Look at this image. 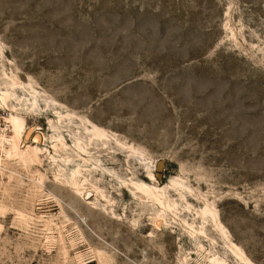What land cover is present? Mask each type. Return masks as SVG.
I'll return each mask as SVG.
<instances>
[{"label":"rangeland","instance_id":"obj_1","mask_svg":"<svg viewBox=\"0 0 264 264\" xmlns=\"http://www.w3.org/2000/svg\"><path fill=\"white\" fill-rule=\"evenodd\" d=\"M12 78L0 264H240L230 242L264 264V0H0V90ZM92 124L119 154L92 150L112 176L86 171L74 195L71 151L58 145V167L34 146L87 141ZM129 179L164 187L170 208L133 196ZM206 203L227 237L210 218L190 235Z\"/></svg>","mask_w":264,"mask_h":264},{"label":"bare ground","instance_id":"obj_2","mask_svg":"<svg viewBox=\"0 0 264 264\" xmlns=\"http://www.w3.org/2000/svg\"><path fill=\"white\" fill-rule=\"evenodd\" d=\"M21 82H19L17 79L12 78L11 84L8 89H2L0 90V106L4 105L7 108V103L6 101L12 94V90L21 87L18 86L20 85ZM13 95V94H12ZM17 108L15 106H11V113L9 117L7 118V121L10 123L12 127V132H13V139L11 141V145L15 151V155L19 156L20 158L23 159V161H26V151H20L18 149V142L21 139H27L28 135H26L27 130H26V121L23 116H20L16 112ZM60 116V114H58ZM60 118V117H59ZM86 133H88V140L83 141L79 136L75 137V141L73 145H70L67 143V141L62 137V136H54L53 141L54 143L50 146L44 147V148H38L37 146L35 147V151L38 153H43L47 152L48 157L52 163H54L56 166L59 167L58 165V157L59 154H57L58 150L57 147L60 144L59 147L65 150H70L71 154L74 155L75 157L72 158L70 155L67 156V161L68 164L74 163V161H77L75 163L76 168L72 169L69 175V181L67 186L70 187V191L72 194H83L84 190L86 189L87 181L88 178L85 176V172L88 171L89 173L95 172V173H102L104 175H110L112 176L107 170H105L102 167V160L99 158H95L92 156L91 151L96 149V151L93 152H101L104 153L102 155H98V157L102 158L103 156H110L109 160H112V158L115 155H118L119 153H115V151L111 150L110 147V141L111 138L106 132L101 129L100 127L96 126L95 124H92V129L88 130L85 128ZM30 133V131L28 132ZM37 139V138H36ZM39 139V138H38ZM37 141V140H36ZM116 145L125 148L123 144L120 142L116 141ZM52 149V151L49 150ZM129 148V147H128ZM127 149V148H125ZM130 150L127 149V151H132L133 153L135 152V149H133L131 146L129 148ZM134 154V155H135ZM32 160V159H31ZM131 160V157L128 158L127 163L129 164V161ZM58 170V175H62ZM148 179L152 180L155 182L156 178L155 175L152 172H148V176H146ZM124 184H126L130 189L132 190L133 196L137 197L138 194H142L147 199H150L152 201L157 202L163 212L166 208H170V205L167 203L165 205V202L161 199L164 194L161 192L164 187L157 188L155 184H149L141 181H133L132 179H129L128 181H123ZM172 183L175 185L176 182L173 180ZM125 185V186H126ZM124 186V185H123ZM97 190V189H95ZM102 197H104L103 194H100ZM199 215L203 219L200 229L197 230L195 226L191 223H187L189 226V233L191 236L196 237V236H201V234H204V224L208 221L210 218L216 226L219 228L221 233L227 237V228L222 224V222L219 219V214L217 209H215L213 206L210 207L208 203L205 204L204 207H202L198 211ZM163 218L162 216L157 217L155 220L154 224L157 227L159 222L162 221ZM207 224V223H206ZM201 247V246H200ZM230 251L231 253L239 260L240 264H254L248 256L245 254L244 250L238 245L233 242H230ZM202 248V247H201ZM209 261L211 262H217L221 263L222 260L218 258L216 255H212L209 258Z\"/></svg>","mask_w":264,"mask_h":264},{"label":"built area","instance_id":"obj_3","mask_svg":"<svg viewBox=\"0 0 264 264\" xmlns=\"http://www.w3.org/2000/svg\"><path fill=\"white\" fill-rule=\"evenodd\" d=\"M5 136H6V130H4V128L1 127V121H0V151L4 147V141L6 140Z\"/></svg>","mask_w":264,"mask_h":264},{"label":"water","instance_id":"obj_4","mask_svg":"<svg viewBox=\"0 0 264 264\" xmlns=\"http://www.w3.org/2000/svg\"><path fill=\"white\" fill-rule=\"evenodd\" d=\"M158 167L160 168V166L158 165Z\"/></svg>","mask_w":264,"mask_h":264}]
</instances>
